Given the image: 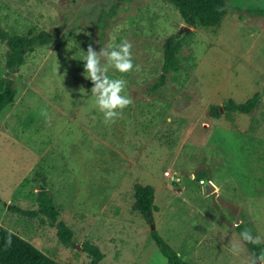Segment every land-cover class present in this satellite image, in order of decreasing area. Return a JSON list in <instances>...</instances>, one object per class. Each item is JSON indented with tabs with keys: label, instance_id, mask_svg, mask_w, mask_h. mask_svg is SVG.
I'll list each match as a JSON object with an SVG mask.
<instances>
[{
	"label": "rangeland",
	"instance_id": "obj_1",
	"mask_svg": "<svg viewBox=\"0 0 264 264\" xmlns=\"http://www.w3.org/2000/svg\"><path fill=\"white\" fill-rule=\"evenodd\" d=\"M225 9L218 27L202 28L164 0H0L8 33L60 30L11 75L16 93L0 111V225L61 264H92L84 242L102 252L97 264H168L152 231L190 264H251L236 226L264 244V0H225ZM169 37L180 68L154 87ZM124 40L134 68L108 75L127 82L133 104L105 125L82 59L90 43L99 51ZM6 48L0 40V78ZM253 95L250 112L225 111L228 99ZM208 182L215 189L205 194ZM136 183L154 189L151 219L133 209ZM41 203L58 210L69 242L45 214L14 209Z\"/></svg>",
	"mask_w": 264,
	"mask_h": 264
},
{
	"label": "trees",
	"instance_id": "obj_2",
	"mask_svg": "<svg viewBox=\"0 0 264 264\" xmlns=\"http://www.w3.org/2000/svg\"><path fill=\"white\" fill-rule=\"evenodd\" d=\"M178 11L180 17L188 26L202 28H216L220 25L226 14L225 0H164ZM185 30V29H183ZM59 28L51 31L40 30L38 32H28L27 34H11L0 28V40L4 41L7 48L5 51V67L7 75L0 78V111L5 108L13 99L16 90L14 80L11 75L16 73L25 61L27 53L32 52L37 45L48 44L54 36L59 34ZM178 43L173 37H169L163 43V63L159 81L154 87L163 84L167 75L180 68L176 55ZM257 96L253 95L244 102L236 103L228 99L224 105L227 113L239 112L248 113L256 105ZM213 109V107H212ZM203 176V174H202ZM133 190V209L140 212L146 218L151 216L153 210L154 189L150 185L134 184ZM22 214L36 215L39 212L45 214L57 228L58 238L67 243L71 240L72 231L68 225L59 219L58 210L50 205L41 203L38 210H23L14 208ZM236 229L240 233L245 230L242 224H237ZM7 228L0 225V264H61L52 257L48 256L32 243L15 233L12 237L11 246L5 245V237L8 234ZM151 236L162 254L167 258L168 264H190L182 260L179 255L155 232ZM245 242V241H244ZM250 253H260L264 251V244L254 245L245 242ZM82 249L89 253L93 259L92 264L103 257L99 248L89 242L82 244Z\"/></svg>",
	"mask_w": 264,
	"mask_h": 264
},
{
	"label": "clouds",
	"instance_id": "obj_3",
	"mask_svg": "<svg viewBox=\"0 0 264 264\" xmlns=\"http://www.w3.org/2000/svg\"><path fill=\"white\" fill-rule=\"evenodd\" d=\"M132 43L128 40L122 41L119 45L113 46L108 43L97 51L93 44L87 46L86 55L83 57L84 74L92 82L91 93L94 97L95 107L103 114L105 125H111L116 122L122 114L123 109L133 104V100L122 95L126 87V81L122 78H110L108 75L109 67L119 73H127L133 70L134 63L132 58ZM137 71L139 65H135ZM83 93V88L80 89ZM15 233L8 230L5 237V245L11 246L12 237ZM241 239L245 242L258 245L259 237H253L250 230L245 229L240 233ZM240 250L238 244H233L232 251ZM251 264H264V251L254 253Z\"/></svg>",
	"mask_w": 264,
	"mask_h": 264
},
{
	"label": "water",
	"instance_id": "obj_4",
	"mask_svg": "<svg viewBox=\"0 0 264 264\" xmlns=\"http://www.w3.org/2000/svg\"><path fill=\"white\" fill-rule=\"evenodd\" d=\"M184 29H188V28L185 27ZM214 189H215L214 185H212V184L209 183V182L206 183V184L204 185V193H205V194H209V193L213 192ZM149 219H151L150 216H149ZM150 222H151V220H150ZM150 227H151V230L154 229V224H153V222L150 223Z\"/></svg>",
	"mask_w": 264,
	"mask_h": 264
},
{
	"label": "built area",
	"instance_id": "obj_5",
	"mask_svg": "<svg viewBox=\"0 0 264 264\" xmlns=\"http://www.w3.org/2000/svg\"><path fill=\"white\" fill-rule=\"evenodd\" d=\"M164 175L168 178L170 182L178 181V178H175L170 171H165Z\"/></svg>",
	"mask_w": 264,
	"mask_h": 264
}]
</instances>
